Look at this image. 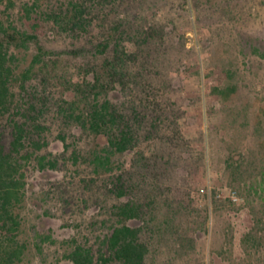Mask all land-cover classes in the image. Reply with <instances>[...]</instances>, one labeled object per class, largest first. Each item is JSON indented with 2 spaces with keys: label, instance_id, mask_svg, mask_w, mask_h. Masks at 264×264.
<instances>
[{
  "label": "rangeland",
  "instance_id": "rangeland-1",
  "mask_svg": "<svg viewBox=\"0 0 264 264\" xmlns=\"http://www.w3.org/2000/svg\"><path fill=\"white\" fill-rule=\"evenodd\" d=\"M62 1L0 0L5 26L34 34L45 49L61 52L48 58L53 72L27 84L50 107L70 97L69 81H83L87 70L104 60L62 53L77 44L40 17L41 10ZM119 10L134 26L160 28V40L141 55L143 75L152 78V85L133 99L138 104L147 95L151 113L165 123L176 119L180 132L179 159L155 177L145 172V165L153 161L146 158L158 142L149 149L144 143L145 160L140 162L137 153L113 157L114 164L137 163L146 189L157 196L156 214L143 230L150 263L264 264V0H125L121 9H112L108 26ZM17 53L22 70L36 50L29 44ZM227 86L236 87L229 99L215 94L214 89ZM110 99L126 108L132 94L112 91ZM48 123L45 152L64 160L59 158L58 170L27 168L18 209L19 239L27 247L22 264H70L65 255L105 235L114 224L112 208L120 202L107 193L106 174L94 175L82 160L70 158L74 141L84 151L104 142L65 130L70 146L64 150L57 138L59 123ZM48 230L50 239L44 240Z\"/></svg>",
  "mask_w": 264,
  "mask_h": 264
},
{
  "label": "trees",
  "instance_id": "trees-1",
  "mask_svg": "<svg viewBox=\"0 0 264 264\" xmlns=\"http://www.w3.org/2000/svg\"><path fill=\"white\" fill-rule=\"evenodd\" d=\"M124 4L125 0H66L41 10L43 22L51 24L59 36L77 44L63 54L94 60L104 57L87 70L86 79L69 81L70 97L60 98L51 107L36 87L27 84L35 76L43 74L45 78L53 72L54 67L49 70L48 58L61 52L45 49L36 35L5 26L0 21V264H22L27 248L19 239L18 212L25 197L27 168L58 170L59 158L64 160L63 156L45 152L50 120L59 123L57 138L64 150L70 146L65 130L74 129L104 142L100 148L84 151L74 141L70 158L74 163L82 160L94 175L106 174L107 193L120 201L112 208L114 224L107 233L94 245L74 246L65 258L70 264H151L150 246L143 230L156 214L157 196L146 189L137 163L128 167L123 162L114 164L113 157L137 153L141 156L140 162L142 158L145 160L144 143L149 149L158 142V147L146 158L153 159V163L145 165V172L155 177L157 172L162 174L170 166L172 169V161L179 159L180 132L176 119L165 123L158 113H151L147 95L138 104L134 101L139 97L136 93L143 94L152 85V78L143 75L141 55L160 40L161 33L157 26L144 28L130 24L121 10L108 26L112 9H121ZM35 5L31 6L34 10ZM29 44H34L36 53L21 70L17 52L26 51ZM140 64L142 68L135 71L134 67ZM112 91L132 94L131 105L125 108L111 101ZM214 92L227 100L236 92V87L216 88ZM154 114L159 116L151 117ZM159 161H164V165H159ZM163 202L168 205L167 198ZM130 221L141 225L130 226ZM163 223L170 228L167 218ZM49 239L48 230L44 240Z\"/></svg>",
  "mask_w": 264,
  "mask_h": 264
},
{
  "label": "built area",
  "instance_id": "built-area-1",
  "mask_svg": "<svg viewBox=\"0 0 264 264\" xmlns=\"http://www.w3.org/2000/svg\"><path fill=\"white\" fill-rule=\"evenodd\" d=\"M234 194V193H233Z\"/></svg>",
  "mask_w": 264,
  "mask_h": 264
}]
</instances>
